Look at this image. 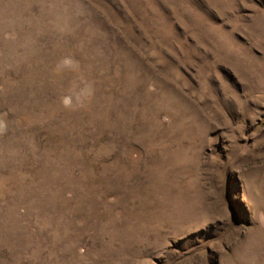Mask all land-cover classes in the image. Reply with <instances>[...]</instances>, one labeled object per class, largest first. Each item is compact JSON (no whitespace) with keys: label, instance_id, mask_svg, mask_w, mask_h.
Wrapping results in <instances>:
<instances>
[{"label":"rangeland","instance_id":"374dc122","mask_svg":"<svg viewBox=\"0 0 264 264\" xmlns=\"http://www.w3.org/2000/svg\"><path fill=\"white\" fill-rule=\"evenodd\" d=\"M0 113V264H264V0H0Z\"/></svg>","mask_w":264,"mask_h":264},{"label":"clouds","instance_id":"9594fccd","mask_svg":"<svg viewBox=\"0 0 264 264\" xmlns=\"http://www.w3.org/2000/svg\"><path fill=\"white\" fill-rule=\"evenodd\" d=\"M57 75L65 73L71 76L65 93L60 97L61 106L67 111H80L85 109L94 99L95 85L83 72L80 62L71 55L60 58L54 68ZM0 136L9 133L7 113H0Z\"/></svg>","mask_w":264,"mask_h":264}]
</instances>
